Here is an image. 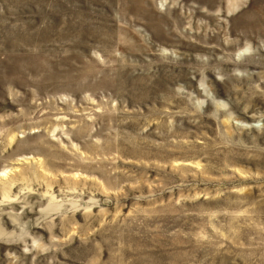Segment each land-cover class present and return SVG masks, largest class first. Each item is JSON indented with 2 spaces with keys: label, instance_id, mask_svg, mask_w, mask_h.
<instances>
[{
  "label": "rangeland",
  "instance_id": "374dc122",
  "mask_svg": "<svg viewBox=\"0 0 264 264\" xmlns=\"http://www.w3.org/2000/svg\"><path fill=\"white\" fill-rule=\"evenodd\" d=\"M0 264H264V0H0Z\"/></svg>",
  "mask_w": 264,
  "mask_h": 264
}]
</instances>
